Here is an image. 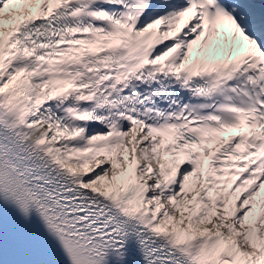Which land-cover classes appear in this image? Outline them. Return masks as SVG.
Returning <instances> with one entry per match:
<instances>
[{"label": "snow or ice", "instance_id": "1", "mask_svg": "<svg viewBox=\"0 0 264 264\" xmlns=\"http://www.w3.org/2000/svg\"><path fill=\"white\" fill-rule=\"evenodd\" d=\"M0 264H264V0H0Z\"/></svg>", "mask_w": 264, "mask_h": 264}]
</instances>
